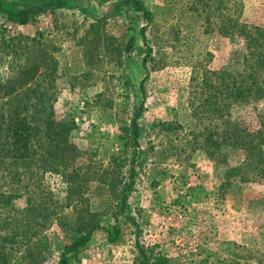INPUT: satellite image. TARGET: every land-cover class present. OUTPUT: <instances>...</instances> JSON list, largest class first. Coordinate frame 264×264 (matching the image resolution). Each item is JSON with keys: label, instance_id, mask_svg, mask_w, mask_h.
Segmentation results:
<instances>
[{"label": "rangeland", "instance_id": "rangeland-1", "mask_svg": "<svg viewBox=\"0 0 264 264\" xmlns=\"http://www.w3.org/2000/svg\"><path fill=\"white\" fill-rule=\"evenodd\" d=\"M134 1L0 0L6 33L35 38L56 61L54 109L58 118L74 121L69 138L80 151L69 165L80 176L82 200L66 205L64 179L55 172L41 175L38 201L55 214L37 230L47 236L44 248L14 243L23 257L18 264H56L77 235L78 211L82 219L119 230L109 236L97 228L74 264H143V250L162 253L173 264H264V177L226 182L227 169L244 152L228 142L207 148L205 128L220 119L207 113L208 88L202 87L210 71L243 72L245 39L237 30L221 33L222 21L234 20L250 33L264 28V0ZM25 3L49 4L27 24L6 19L8 8ZM1 35L0 77L12 62L2 54ZM30 50L37 47L30 44ZM22 57L17 53L13 62ZM135 110L139 163L125 212L115 220V200L99 175L111 155L124 154L123 127ZM229 112L243 128L264 131V99L234 103ZM262 149L264 154V144ZM10 189L22 193L17 185ZM14 204L23 209L26 196Z\"/></svg>", "mask_w": 264, "mask_h": 264}, {"label": "trees", "instance_id": "trees-1", "mask_svg": "<svg viewBox=\"0 0 264 264\" xmlns=\"http://www.w3.org/2000/svg\"><path fill=\"white\" fill-rule=\"evenodd\" d=\"M127 1L130 2L125 0L126 3ZM47 4L49 3H25L19 8H8L6 19L18 25L27 24L30 19L40 14L43 6ZM134 4L143 14H149L140 2L134 1ZM233 22L234 25H230L228 20L222 21L221 33L231 34L234 30L240 32L245 39L247 50L246 65L240 73L220 74L210 71L211 75L203 77L202 87L208 88V94L204 97L205 109L207 108V113L217 114L220 119L219 123L211 122V127L205 128V142L207 148L219 147L220 143L228 142L243 150L242 161L227 169L226 182L233 177L242 181H256L264 177V131H249L243 128L231 120L229 108L234 103L264 99V28L253 27L250 33L245 25L234 20ZM6 31H9L7 23H0V33L3 36L2 54L5 58L12 57V62L7 61L6 65L9 69L8 75L0 77V264H18L23 257L15 254L14 243L20 242L21 239L24 246L34 244L40 249L44 248L47 236L39 234L38 231L42 224L50 221V217L55 214V211L45 208L44 204L38 201L39 196L35 188L38 187L37 181L41 175L45 172H55L64 179L67 185L66 205L82 200L79 190L81 183H76L80 176L78 171L70 169L69 165L71 160L79 156L80 151L69 138L71 130L75 127L74 121L58 118L54 109L56 61L45 53L43 44L35 38L31 39L19 32L11 36ZM30 44L35 45L37 50L31 52ZM17 53H22V61L13 62ZM212 78L217 79L212 82ZM229 78L231 83L227 81ZM194 112L197 118H200L198 111ZM139 115L135 110V116L123 127L126 134L123 142L124 154L111 155L109 163L99 175L100 181L107 186L115 200L112 211L115 220L124 214L128 195L135 181V166L140 157L137 149L141 136V128L137 123ZM129 147H134L130 155ZM125 166L128 167L127 176L122 173ZM14 185L19 186L22 193L10 189ZM20 194L26 196L23 209L16 208L14 204ZM84 211L90 212L87 209ZM80 212L78 211L77 215V235L64 245L56 264H74L72 258L85 247L97 228H103L109 236L119 230L117 225H101L95 218L82 219ZM32 229L36 231L28 233ZM142 257L143 264H173L170 258L162 253L150 256L143 250Z\"/></svg>", "mask_w": 264, "mask_h": 264}]
</instances>
